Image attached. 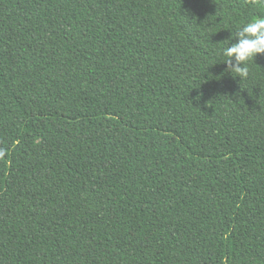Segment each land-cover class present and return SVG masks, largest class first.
I'll return each mask as SVG.
<instances>
[{
    "label": "trees",
    "instance_id": "1",
    "mask_svg": "<svg viewBox=\"0 0 264 264\" xmlns=\"http://www.w3.org/2000/svg\"><path fill=\"white\" fill-rule=\"evenodd\" d=\"M255 16L0 0V264H264V54L221 55Z\"/></svg>",
    "mask_w": 264,
    "mask_h": 264
},
{
    "label": "clouds",
    "instance_id": "2",
    "mask_svg": "<svg viewBox=\"0 0 264 264\" xmlns=\"http://www.w3.org/2000/svg\"><path fill=\"white\" fill-rule=\"evenodd\" d=\"M254 2L264 5V0ZM226 40L227 46L221 50L225 71L235 73L239 80L247 79L249 64L254 63L257 55L264 54V16L250 18L234 34L230 33Z\"/></svg>",
    "mask_w": 264,
    "mask_h": 264
}]
</instances>
